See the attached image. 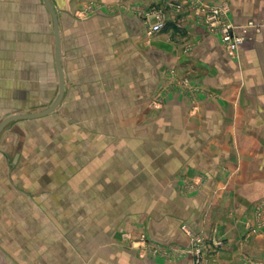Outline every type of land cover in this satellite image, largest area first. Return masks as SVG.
I'll use <instances>...</instances> for the list:
<instances>
[{
	"label": "crops",
	"instance_id": "0c3cea01",
	"mask_svg": "<svg viewBox=\"0 0 264 264\" xmlns=\"http://www.w3.org/2000/svg\"><path fill=\"white\" fill-rule=\"evenodd\" d=\"M169 1L50 0L65 95L0 137V263L193 264L187 226L207 264H264V0H202L228 3L238 34L261 26L236 56ZM155 6L169 20L149 38ZM59 91L44 0H0V123Z\"/></svg>",
	"mask_w": 264,
	"mask_h": 264
},
{
	"label": "built area",
	"instance_id": "2783aa9c",
	"mask_svg": "<svg viewBox=\"0 0 264 264\" xmlns=\"http://www.w3.org/2000/svg\"><path fill=\"white\" fill-rule=\"evenodd\" d=\"M169 6L181 15L185 11L191 12L198 24L204 26L210 35L218 37L220 43L226 53L230 56H236L241 46L250 38V32H260L261 26L254 22L248 23L242 27L241 34H238L237 27L230 20V5L223 2L219 5H211L202 0H171ZM157 18L155 23L146 20V35L149 38L162 33L167 26L166 15L162 12H154ZM177 27L182 28V22L177 23ZM183 232L191 239V244L187 249H183L180 253L192 256L193 264H207L210 253L207 250V241L203 233L193 234L187 226L182 227ZM141 247L144 255L149 253H165L160 246H154L150 243H143Z\"/></svg>",
	"mask_w": 264,
	"mask_h": 264
},
{
	"label": "water",
	"instance_id": "95a60500",
	"mask_svg": "<svg viewBox=\"0 0 264 264\" xmlns=\"http://www.w3.org/2000/svg\"><path fill=\"white\" fill-rule=\"evenodd\" d=\"M50 15L53 21V28H54V35L56 40V65L59 73V84H60V91L57 100L53 105H51L48 109L35 113V114H22V115H13L5 119L2 123H0V137L1 135L14 123L21 122V121H33L45 118L49 115H52L57 111V109L62 104L65 95V77H64V70L62 66V43H61V36H60V29H59V21L50 0H44Z\"/></svg>",
	"mask_w": 264,
	"mask_h": 264
},
{
	"label": "rangeland",
	"instance_id": "374dc122",
	"mask_svg": "<svg viewBox=\"0 0 264 264\" xmlns=\"http://www.w3.org/2000/svg\"><path fill=\"white\" fill-rule=\"evenodd\" d=\"M169 9H171V8H169ZM172 10V9H171ZM173 11V10H172ZM154 12H162L164 15H166V22H168V20H169V17H168V15H167V12H166V10H164L163 9V7H157V6H155V7H152L151 8V10H150V12L146 15L147 17H149L150 15H153V13ZM171 14H172V12H171ZM182 14H184V13H182ZM174 15H178L176 12H174ZM154 16V15H153ZM155 18V22L157 21V18L156 17H154ZM154 22V23H155ZM25 73V72H24ZM10 109H8V113L10 112L9 111ZM26 110V109H25ZM37 109H32L31 111H30V113H28V114H33V113H39V112H41V111H36ZM39 110H41V109H39ZM42 110H44V109H42ZM16 111V110H15ZM24 113H26V112H24ZM56 113V112H55ZM46 129H47V127L44 125V126H42V131H46ZM9 130V128L4 132V133H6L7 131ZM36 131H38V130H36ZM4 133L1 135V137L4 135ZM46 133L45 132H42V135H45ZM34 139H36L35 137H34ZM42 143H44V144H46V140H45V138H44V141H41ZM42 146H45V145H42ZM62 198V200H67V198H65V197H63V196H61ZM70 200H71V202H72V206H75V207H78V205H79V200H78V198H69ZM68 201V200H67ZM66 202V201H65ZM183 227V226H182ZM183 231V230H182ZM136 244H135V247L137 248V249H139V252H140V255H143V256H152V257H158L159 255H164V254H162L161 252H158V253H149V255H144L143 253H142V250H141V247L142 246H144V244L143 243H150V244H152V245H154V246H159V244L158 243H156V242H154V241H147V239L145 238V237H142L140 240H137L136 242H135ZM132 248H133V244H132ZM24 255H25V253H23ZM12 255V256H11ZM9 254V253H6V255H4V254H2V258L4 259L3 260V263L1 262L0 264H25V263H20V262H18V260H15L14 259V257H13V254ZM180 255L182 256V257H184V256H188V255H186V254H181L180 253ZM25 260V259H24ZM170 261H172V260H170Z\"/></svg>",
	"mask_w": 264,
	"mask_h": 264
}]
</instances>
